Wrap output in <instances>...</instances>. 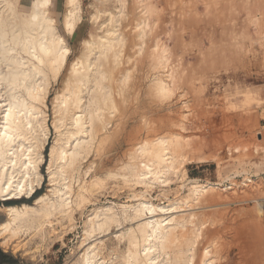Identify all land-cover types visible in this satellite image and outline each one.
<instances>
[{
  "label": "rangeland",
  "instance_id": "1",
  "mask_svg": "<svg viewBox=\"0 0 264 264\" xmlns=\"http://www.w3.org/2000/svg\"><path fill=\"white\" fill-rule=\"evenodd\" d=\"M67 7L66 0H52L50 7V16L70 53L46 100L49 138L39 169L43 181L29 198L0 201V222L4 220L2 205L31 204L50 189L49 148L56 139L52 101L70 75L69 65L85 52L83 42L113 27L123 40L117 47L121 64L104 84L110 88L118 112L113 116L105 113L111 127L98 134V143L78 164L81 180L88 184L102 178V184L85 195L87 203L74 212L73 222L64 221L60 226L52 219L55 233L33 229L21 233L12 239V245L19 247L16 253L0 247L4 256H0V264H75L92 210L113 205L119 211L121 206L135 204L138 198L133 195L143 191L128 180L126 169L130 163L138 168L139 163L147 162L136 152L139 144L173 135L182 138L178 153L183 162L164 187L155 185L150 190L147 199L166 205L170 199L185 196L190 181L216 186L195 206L199 209L189 211L195 216L196 228L201 227L195 264H202L200 254L205 248L210 249L211 264H264V215L255 212L264 199V165H254L264 163V0H80L81 24L71 36L63 26ZM28 8L29 0L19 1L20 12ZM96 9L108 13L94 23L91 16ZM109 13L115 22L108 21ZM143 23L148 27L145 31ZM158 56L165 58L163 67ZM122 75L127 76L125 84L117 81ZM163 76H169L166 96L154 89ZM248 90L254 93L250 101L245 100ZM183 184L186 186L180 189ZM76 186L74 183V190ZM114 232H118L116 228L85 244L100 237L107 240L108 253V240Z\"/></svg>",
  "mask_w": 264,
  "mask_h": 264
},
{
  "label": "bare ground",
  "instance_id": "2",
  "mask_svg": "<svg viewBox=\"0 0 264 264\" xmlns=\"http://www.w3.org/2000/svg\"><path fill=\"white\" fill-rule=\"evenodd\" d=\"M19 1L0 0L1 202L29 198L41 186L43 177L39 169L44 162L43 151L49 138L46 100L70 53L57 29L56 20L50 16L52 0H31L27 12L18 10ZM66 2L70 9L64 14L63 26L71 36L81 24L80 0ZM106 13L108 11L96 9L92 13V21L97 23L101 15ZM108 21L115 22L111 13L108 14ZM145 26L144 24L143 28ZM122 43L123 40L113 27L107 29L102 35L85 40V52L81 59H76L69 65L70 75L61 92L52 101L56 139L49 148L47 171L50 189L37 196L31 204L2 205L4 220L0 222V247L4 251L10 247L16 253L19 247L12 245V239L31 229L41 230L44 234L55 233L52 219L60 226L64 221L71 222L74 212L80 210L87 200L85 195L92 191L90 189L101 186L102 178H95L88 184L81 180L78 164L88 157L98 134L105 133L111 127L110 122L105 120V113L113 116L118 112L116 101L108 90L110 88L107 89L104 83L110 81L116 68H120L122 53L117 47ZM163 59L165 60L158 56L157 62L162 67ZM160 69L162 68L158 70ZM122 76L117 79L120 84L127 77ZM166 78L164 80L159 77L154 83L156 87L153 84L157 91L155 93L162 96L170 93V84ZM121 93L122 91L117 93L119 97ZM253 96L254 93L248 90L245 100H252ZM181 140L182 138L173 135L169 138H155L150 142L144 141L138 145L136 152L148 160L146 163H139L138 168L136 164L130 163L126 169L128 177L130 176L128 180L131 179L133 185L141 187L143 191L140 189V192L133 195V198H138L135 204L121 206L119 211L113 205L92 210L85 223L86 239L79 247L82 253L75 264H195V247L201 236V227L196 228L195 216L189 211L201 205L208 191L217 187L201 186L196 181H190L188 193L173 200L169 198L166 205H156L147 199L150 190L155 185L164 187L169 182V176L175 174L182 164L183 156L178 153L180 149L182 151ZM261 164L264 165L263 162L254 163L257 168ZM85 172L88 173L86 170ZM74 183H77L76 191ZM185 186L183 184L179 188L183 189ZM255 212L259 217L264 215L260 204ZM125 224L129 227L125 228ZM113 228L118 232H114L115 235L108 240L110 248L107 253V240L100 237L109 235ZM63 232L65 231L61 233ZM96 235L100 237L85 244ZM187 235L191 236L189 240ZM209 250L205 248L201 251L202 264L213 263L209 258Z\"/></svg>",
  "mask_w": 264,
  "mask_h": 264
},
{
  "label": "built area",
  "instance_id": "3",
  "mask_svg": "<svg viewBox=\"0 0 264 264\" xmlns=\"http://www.w3.org/2000/svg\"><path fill=\"white\" fill-rule=\"evenodd\" d=\"M262 209L264 211V199L261 200Z\"/></svg>",
  "mask_w": 264,
  "mask_h": 264
},
{
  "label": "trees",
  "instance_id": "4",
  "mask_svg": "<svg viewBox=\"0 0 264 264\" xmlns=\"http://www.w3.org/2000/svg\"><path fill=\"white\" fill-rule=\"evenodd\" d=\"M0 256H1L2 258H4V256H3V255H1V254H0Z\"/></svg>",
  "mask_w": 264,
  "mask_h": 264
},
{
  "label": "crops",
  "instance_id": "5",
  "mask_svg": "<svg viewBox=\"0 0 264 264\" xmlns=\"http://www.w3.org/2000/svg\"><path fill=\"white\" fill-rule=\"evenodd\" d=\"M31 0H29V2H30Z\"/></svg>",
  "mask_w": 264,
  "mask_h": 264
}]
</instances>
